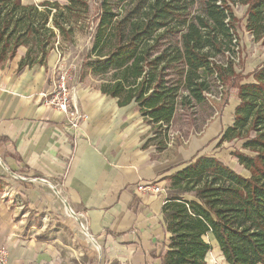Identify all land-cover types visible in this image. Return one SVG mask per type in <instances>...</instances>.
<instances>
[{
  "label": "trees",
  "instance_id": "trees-1",
  "mask_svg": "<svg viewBox=\"0 0 264 264\" xmlns=\"http://www.w3.org/2000/svg\"><path fill=\"white\" fill-rule=\"evenodd\" d=\"M237 3L248 7L246 30L264 45V0H103L100 5L93 69L103 75L114 71L102 93L120 106L137 104L152 132L144 148L166 150L168 128L182 111L204 113L203 132L229 101L224 87L237 89L240 99L233 124L215 148L233 144L232 156L249 175L198 151L168 169L176 168L164 178L170 184L161 223L170 232L169 243L155 248L149 264H208L210 236L227 264H264V64L249 74L238 70ZM89 8V0L65 5L0 0V66L13 60L22 44L37 46L39 55L30 60L29 49L18 70L46 65L56 29L71 34Z\"/></svg>",
  "mask_w": 264,
  "mask_h": 264
},
{
  "label": "crops",
  "instance_id": "crops-1",
  "mask_svg": "<svg viewBox=\"0 0 264 264\" xmlns=\"http://www.w3.org/2000/svg\"><path fill=\"white\" fill-rule=\"evenodd\" d=\"M22 55L0 66V247L8 248L15 264L51 263L53 245L44 224L30 216L34 211L74 218L86 235L115 242L130 254V264L153 262L150 254L169 243L170 236L161 223L168 198L164 178L184 161V154L179 150L161 158L144 148L149 127L137 104L120 106L117 98L81 85L71 87L72 98L86 118L66 132L71 128L68 113L45 103V95L56 87L57 55L51 52L46 65L18 70ZM239 102L237 94L230 117L209 121L200 133L204 145L233 124ZM241 168L234 169L249 175ZM40 177L51 185H42ZM8 192L25 201V207ZM209 240L208 264L213 251L227 264L216 239Z\"/></svg>",
  "mask_w": 264,
  "mask_h": 264
},
{
  "label": "rangeland",
  "instance_id": "rangeland-1",
  "mask_svg": "<svg viewBox=\"0 0 264 264\" xmlns=\"http://www.w3.org/2000/svg\"><path fill=\"white\" fill-rule=\"evenodd\" d=\"M46 0H23L25 4L36 3L40 4ZM57 1L60 5L68 4V0H51ZM103 0H89L88 11L82 10L80 20L74 24V31L71 34L63 35L56 29V35L52 38L54 47L50 53L57 55L56 73L58 67H64L69 72L70 87L81 85L88 89L97 88L110 79L114 71L106 73V75L98 74L93 69V61L97 55L93 51L92 35L95 30L96 17L100 11V5ZM234 13L238 22L239 50L240 61L237 58V66L239 71L243 74L251 73L256 67L264 64V45L255 40L254 35L246 30L247 6L240 3L235 4ZM31 52V59L35 57L38 52L37 46L20 45L17 50L16 57L22 53L23 58L27 57L28 51ZM49 53V54H50ZM48 54V55H49ZM49 57V56H48ZM45 58V56L43 57ZM14 60V59H13ZM48 58L46 59L47 62ZM10 61V60H9ZM7 61V62H9ZM6 62V63H7ZM4 63V64H6ZM253 80L252 77L248 81ZM224 99L229 98L228 103L224 106L223 112L219 115L229 116V107L233 106L235 97L237 96V89L228 86L224 87ZM229 96V97H228ZM223 99V100H224ZM223 101H217L218 107H222ZM205 114L196 112L195 110L182 111L176 116L174 121L170 124L167 133L168 147L161 152L157 151V146L152 145L151 149L157 156L161 158L174 157L181 150L182 160L187 161L195 156L198 151L202 155H215L224 163L234 166L236 170H243L242 166H237L236 159L232 156L234 145L225 143L222 148H215L219 138L211 139L204 145V138H201V128H203V118ZM227 117V118H229ZM214 119V118H213ZM210 121V120H209ZM209 121L207 122L209 124ZM149 127L150 137L152 134L151 126ZM156 130V129H155ZM218 136V135H217ZM214 138V137H213ZM191 140V144L188 142ZM154 140L152 143H155ZM182 143L181 146H177ZM191 157V158H190ZM168 185L170 184L167 181ZM51 185V183H42V185ZM61 197L62 192L56 190ZM46 214V213H45ZM42 215L32 212L30 216L34 218L36 223L44 224V229L47 231V238L50 244L53 245V258L50 264H130L131 256L124 253L121 249L116 247L115 242L111 244L107 240H95L86 235L85 230H80V227L75 224V219L65 216V220L60 216ZM48 220V222L46 221ZM74 223V224H73ZM79 229V230H78ZM210 264H221L219 256L213 251L210 253Z\"/></svg>",
  "mask_w": 264,
  "mask_h": 264
},
{
  "label": "built area",
  "instance_id": "built-area-1",
  "mask_svg": "<svg viewBox=\"0 0 264 264\" xmlns=\"http://www.w3.org/2000/svg\"><path fill=\"white\" fill-rule=\"evenodd\" d=\"M58 71L56 87L45 95V103L58 111L68 113L71 128H66L65 130L66 132H70L69 129L79 128L80 120L86 118V115L82 113L73 102L68 70L64 69V67H58ZM37 180L40 183H49V180L43 177ZM7 196L11 197L15 202L19 200L21 209L25 207V201L20 199L17 200L18 196L10 194V192H8ZM0 264H15L9 260V250L6 246L0 247Z\"/></svg>",
  "mask_w": 264,
  "mask_h": 264
}]
</instances>
